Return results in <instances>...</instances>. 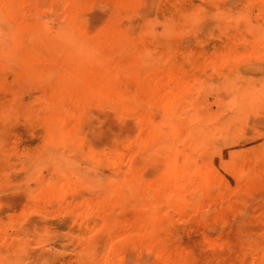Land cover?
I'll return each instance as SVG.
<instances>
[{
	"label": "rangeland",
	"instance_id": "obj_1",
	"mask_svg": "<svg viewBox=\"0 0 264 264\" xmlns=\"http://www.w3.org/2000/svg\"><path fill=\"white\" fill-rule=\"evenodd\" d=\"M0 264H264V0H0Z\"/></svg>",
	"mask_w": 264,
	"mask_h": 264
}]
</instances>
